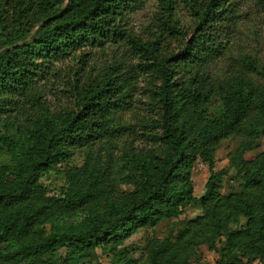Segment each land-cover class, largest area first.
Returning a JSON list of instances; mask_svg holds the SVG:
<instances>
[{"label":"trees","instance_id":"obj_1","mask_svg":"<svg viewBox=\"0 0 264 264\" xmlns=\"http://www.w3.org/2000/svg\"><path fill=\"white\" fill-rule=\"evenodd\" d=\"M144 2L0 0V264H80L98 248L110 264H136L123 242L190 205L202 214L175 236L148 238L146 264H189L199 245L217 251L218 264L264 260V150L244 157L264 136V64L239 52L222 75L212 70L231 52L242 0H159L147 40L130 26ZM179 5L195 19L188 38L174 17ZM177 36L184 44L166 55ZM108 45L123 59L87 74L79 53ZM66 59L77 68L61 69ZM140 76L151 78L152 96L128 124L121 115ZM58 77L74 102L54 113L42 91ZM228 137L239 143L216 170L214 151ZM116 139L119 155L113 145L104 160L88 153L64 171L58 194H46L41 178L76 149ZM198 159L209 168L200 197L191 180ZM229 168L239 187L223 194Z\"/></svg>","mask_w":264,"mask_h":264},{"label":"rangeland","instance_id":"obj_2","mask_svg":"<svg viewBox=\"0 0 264 264\" xmlns=\"http://www.w3.org/2000/svg\"><path fill=\"white\" fill-rule=\"evenodd\" d=\"M159 0H145L144 5L134 10L130 15V26L133 35L147 40L155 30L156 15H159L161 9L159 7ZM264 0H242V6L239 11L237 23L235 25V33L231 39V52L228 53L220 63L215 64L212 68L213 72L222 75L223 67L230 59V57H237L239 52L248 53L256 58L260 63L264 64ZM174 17L178 20L179 25L186 31L188 38L195 25L194 17L190 16L187 10L179 5L174 13ZM183 36L171 38L168 41L165 54L177 51L185 42ZM123 49V48H122ZM82 59H86L89 64L87 74L95 75L101 72L105 66L121 61L123 57L120 49H115L114 46L108 45L104 50L98 47H86L83 52ZM61 69L68 70L69 67H75V63L69 59L64 60L59 64ZM68 72V71H67ZM63 76V73L62 75ZM61 78L52 85L43 89L42 94L50 112H59L62 109L73 106L74 100L70 97L69 92L64 91ZM153 78V77H152ZM151 78L148 76H140L134 81L133 88V105L130 110L122 113V119L125 123L136 124L138 113L144 114L148 108L151 99V89L153 85L150 82ZM155 84L157 81L153 78ZM239 143L238 137H228L217 145L214 151L215 169L220 170L229 166V157L235 150ZM135 144L144 145L143 143L135 142ZM115 146L110 151V155L117 156L120 154L124 146L123 139H116L112 142L105 141L103 145L97 144L93 148L81 147L76 149L74 155L59 164L57 167L51 169L42 178L41 181L45 185L47 195H55L60 192V188L65 182L64 171L73 165L80 166L84 163L88 153L94 157L104 160L106 151L109 146ZM264 150V136L261 137L256 146L251 150H247L244 154L246 159H252L257 154ZM5 160V157L0 155V161ZM209 176V168L206 163L198 159L191 171V180L193 185V194L200 197L205 189V183ZM239 187V180L235 175L234 168H229L227 174L221 180L220 192L226 194L232 190H237ZM202 214V209L199 205L187 206L184 212L178 218H171L160 222L154 228L140 229L128 239L123 242L127 247L128 252L136 259V264H146L145 246L150 237L164 238L168 235L175 236V234L182 228L183 224L189 220L195 219ZM245 223V219L241 218L239 224L230 225L231 228L239 227ZM224 236L217 240L216 246L219 250L222 247ZM218 252L209 249L206 245H199L195 254L189 257V264H218ZM80 264H110V258L107 252L102 249H96L93 255L83 260ZM252 264H264V260H255Z\"/></svg>","mask_w":264,"mask_h":264}]
</instances>
